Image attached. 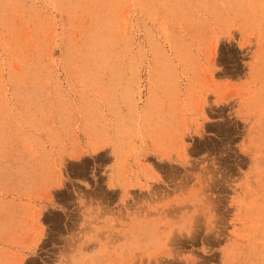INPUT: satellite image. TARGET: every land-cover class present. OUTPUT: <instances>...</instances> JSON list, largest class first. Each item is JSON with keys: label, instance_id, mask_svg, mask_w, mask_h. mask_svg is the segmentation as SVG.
<instances>
[{"label": "rangeland", "instance_id": "1", "mask_svg": "<svg viewBox=\"0 0 264 264\" xmlns=\"http://www.w3.org/2000/svg\"><path fill=\"white\" fill-rule=\"evenodd\" d=\"M225 259L264 264L260 0H0V264Z\"/></svg>", "mask_w": 264, "mask_h": 264}, {"label": "snow or ice", "instance_id": "2", "mask_svg": "<svg viewBox=\"0 0 264 264\" xmlns=\"http://www.w3.org/2000/svg\"><path fill=\"white\" fill-rule=\"evenodd\" d=\"M262 9H264V5H261ZM230 250H231V246L227 247L224 249V253L225 256L227 257L228 255H230ZM225 264H229V261L227 259H225Z\"/></svg>", "mask_w": 264, "mask_h": 264}, {"label": "bare ground", "instance_id": "3", "mask_svg": "<svg viewBox=\"0 0 264 264\" xmlns=\"http://www.w3.org/2000/svg\"><path fill=\"white\" fill-rule=\"evenodd\" d=\"M24 40V39H23ZM48 51V50H47ZM50 52V51H49ZM48 52V53H49ZM46 55H49V54H46ZM51 56V55H50ZM102 148L101 147H95L94 149H93V151L96 153V152H98L99 150H101ZM236 233V232H235Z\"/></svg>", "mask_w": 264, "mask_h": 264}, {"label": "clouds", "instance_id": "4", "mask_svg": "<svg viewBox=\"0 0 264 264\" xmlns=\"http://www.w3.org/2000/svg\"><path fill=\"white\" fill-rule=\"evenodd\" d=\"M260 4L261 5H264V0H260ZM228 246H226V248H227ZM229 254H231V250H230V253Z\"/></svg>", "mask_w": 264, "mask_h": 264}]
</instances>
